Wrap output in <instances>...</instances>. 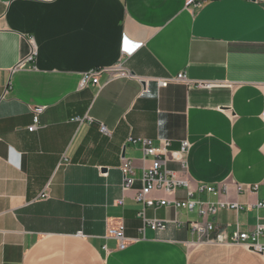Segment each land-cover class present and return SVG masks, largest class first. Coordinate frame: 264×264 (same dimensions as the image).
Wrapping results in <instances>:
<instances>
[{
    "label": "crops",
    "instance_id": "crops-1",
    "mask_svg": "<svg viewBox=\"0 0 264 264\" xmlns=\"http://www.w3.org/2000/svg\"><path fill=\"white\" fill-rule=\"evenodd\" d=\"M120 63L132 77L104 72L80 87L84 74ZM35 108L44 111L30 132ZM130 139L168 140L171 160L188 142L187 171L168 169L195 201L264 203V0H0V264H264L201 239L190 226L204 222L197 211L149 208L167 227L143 234L136 195L153 159ZM124 159L135 168L128 192ZM223 184L226 196L198 191ZM152 197L189 199L184 188ZM112 219L133 240L126 250L106 239ZM208 221L228 236L253 233L264 210Z\"/></svg>",
    "mask_w": 264,
    "mask_h": 264
},
{
    "label": "built area",
    "instance_id": "built-area-1",
    "mask_svg": "<svg viewBox=\"0 0 264 264\" xmlns=\"http://www.w3.org/2000/svg\"><path fill=\"white\" fill-rule=\"evenodd\" d=\"M35 53L29 56L26 60L20 62L18 68L24 67L27 62H32ZM109 72L115 77H132V74L128 72L123 65L120 63L111 70H93L84 74L81 80V88H87L90 85L98 86L99 78L102 73ZM176 81L184 82L188 86L197 85L199 88H210L211 84L204 82H196V84L191 83L187 80L184 74H180ZM170 81H160L159 85L165 87ZM44 108H35L33 113L35 115V125L29 128L30 132H34L38 129L39 116L43 113ZM102 132L106 133V128L102 127ZM133 144L141 143L142 151L144 157H150L153 159L151 167L145 169L142 174V188L136 195V201L142 205V210L140 212V217L143 221V226L141 232L145 234L147 229L152 231H165L167 227L166 222L149 220L146 216V210L149 208L156 207H169L171 206L175 210H186L189 212L197 211L198 215L203 218L204 222H198L193 220L190 222L192 230L200 236L203 240H208L209 242L218 241L230 242L232 244L243 246L246 250L254 252L258 255L264 256V245L260 243V239L264 234V225H257L253 233H243L240 230H236L231 236L224 233L223 230L219 229L214 223L208 221L209 218L215 217L220 210L227 209L236 212H240L244 209L248 211L252 210H264V203L256 204L255 206H241L236 203H230L228 201H222L218 203H203L193 200L194 191L191 189L188 181L179 180L176 177V173L168 169L170 162H177L181 165L183 171H187L188 165L186 161V156L189 151V143L183 142L182 148L179 152L173 153L176 155L174 160L169 158V146L170 142L168 140H162L159 148H155L153 144L149 141H138L130 139ZM120 171L123 176V191L128 192L133 189L135 184V168L133 162L124 159L122 165L120 166ZM184 188L187 190V195L189 199L187 201H173L169 202L163 199H155L152 197L154 192H166L169 194L174 193L177 189ZM238 193L247 194L249 192H256L258 187H246L237 185ZM200 192H206L214 197H220L222 194L225 196L228 194V186L223 184L218 188L212 186H202L198 189ZM42 199L48 198L46 194L41 196ZM215 234L214 239H210L212 234ZM106 239L115 240L118 244V250H126L133 240H129L125 236V224L121 219L118 220H108ZM212 240V241H210Z\"/></svg>",
    "mask_w": 264,
    "mask_h": 264
},
{
    "label": "water",
    "instance_id": "water-1",
    "mask_svg": "<svg viewBox=\"0 0 264 264\" xmlns=\"http://www.w3.org/2000/svg\"><path fill=\"white\" fill-rule=\"evenodd\" d=\"M215 236H216V235L213 233V234L210 236V239H214Z\"/></svg>",
    "mask_w": 264,
    "mask_h": 264
}]
</instances>
